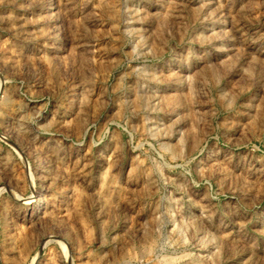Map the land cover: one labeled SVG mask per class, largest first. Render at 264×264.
Wrapping results in <instances>:
<instances>
[{"label":"rangeland","instance_id":"374dc122","mask_svg":"<svg viewBox=\"0 0 264 264\" xmlns=\"http://www.w3.org/2000/svg\"><path fill=\"white\" fill-rule=\"evenodd\" d=\"M32 262L264 264V0H0V264Z\"/></svg>","mask_w":264,"mask_h":264},{"label":"bare ground","instance_id":"6f19581e","mask_svg":"<svg viewBox=\"0 0 264 264\" xmlns=\"http://www.w3.org/2000/svg\"><path fill=\"white\" fill-rule=\"evenodd\" d=\"M29 203L30 204L36 203V205H37V203H41L43 205V203H44V196L41 194L39 197L34 198V200H33V197H32L30 199ZM31 264H33V262Z\"/></svg>","mask_w":264,"mask_h":264}]
</instances>
